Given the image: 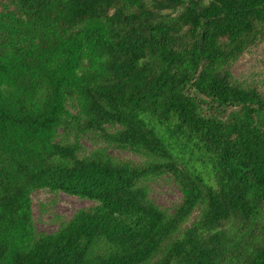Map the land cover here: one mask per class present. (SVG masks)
Instances as JSON below:
<instances>
[{
    "label": "trees",
    "instance_id": "trees-1",
    "mask_svg": "<svg viewBox=\"0 0 264 264\" xmlns=\"http://www.w3.org/2000/svg\"><path fill=\"white\" fill-rule=\"evenodd\" d=\"M263 41L264 0H0V264H226L234 219L263 232L235 264H264V90L231 72ZM60 130L162 161L81 158ZM164 172L172 215L138 185ZM42 188L99 205L37 237Z\"/></svg>",
    "mask_w": 264,
    "mask_h": 264
},
{
    "label": "rangeland",
    "instance_id": "rangeland-1",
    "mask_svg": "<svg viewBox=\"0 0 264 264\" xmlns=\"http://www.w3.org/2000/svg\"><path fill=\"white\" fill-rule=\"evenodd\" d=\"M231 72L234 79L240 84L256 86L264 90V41L245 50L232 65ZM112 130L110 128V131ZM60 133L59 139L64 142H77L80 145L78 155L81 158L94 156L98 153V156L105 160L110 159L115 163L131 162L142 167L152 162H158V160L162 161L146 152H135L130 149L119 148L106 141L99 132L85 131L76 134V130H73L69 135H63L62 130H60ZM138 185L146 191L151 201L168 215H172L183 201L181 187L171 173L164 172L153 175L141 180ZM30 199L32 225L37 237L59 231L79 211H92L99 205V202L94 200L44 188L34 189L31 192ZM200 211V208H198L192 213L181 225L178 235L199 219ZM225 228L230 239L228 249L234 251L235 248L242 247V249L229 254L226 264H235L239 260L248 248L243 246L244 242H257L262 239L263 235L262 229L257 228L253 223L249 224L248 227H244L243 223L237 219L228 222ZM108 249L109 245L106 241L100 239L96 242L93 251L101 253ZM157 257L146 264H153Z\"/></svg>",
    "mask_w": 264,
    "mask_h": 264
}]
</instances>
